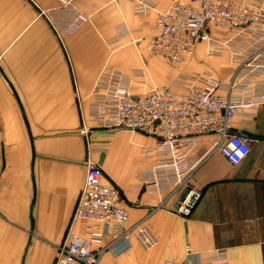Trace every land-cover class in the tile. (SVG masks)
Wrapping results in <instances>:
<instances>
[{
	"label": "crops",
	"instance_id": "obj_1",
	"mask_svg": "<svg viewBox=\"0 0 264 264\" xmlns=\"http://www.w3.org/2000/svg\"><path fill=\"white\" fill-rule=\"evenodd\" d=\"M71 1L86 18L60 35L43 15L59 0H0V264H53L69 228L88 235L90 223L71 221L87 160L100 167L104 181L119 188L120 204L128 208L126 225L139 222L153 237V244L144 247L134 234L128 245L106 234L102 245L112 243L99 264L184 258L185 264H200L196 253L215 250L225 251L228 264H264V101L231 122L230 131L241 133L250 146L239 162H229L214 149L212 135H196L195 143L179 147L177 154L191 171L183 188L146 184L159 158L149 150L153 135L129 129L106 136L80 132L96 126L89 104L101 74H126L131 95L193 76L180 73L209 74L194 75L198 84L226 82L235 68L229 53L208 55L201 42L176 65L150 55L146 43L156 12L171 0ZM139 3L146 5L143 13L134 11ZM121 21L132 33L111 49L107 41ZM219 59L231 65L222 75L213 67ZM98 143L103 147L96 148ZM190 188L200 197L183 216L175 208Z\"/></svg>",
	"mask_w": 264,
	"mask_h": 264
},
{
	"label": "built area",
	"instance_id": "obj_2",
	"mask_svg": "<svg viewBox=\"0 0 264 264\" xmlns=\"http://www.w3.org/2000/svg\"><path fill=\"white\" fill-rule=\"evenodd\" d=\"M59 1L58 6L44 10L43 15L57 33L68 34L86 17L71 0ZM145 6L139 3L134 11L143 13ZM153 29L146 43L150 55L176 65L202 42L208 55L229 53L235 63L231 77L226 82L209 79L198 84V77L194 75L209 74L180 73L193 76H182L179 83L153 85L141 95H131L125 84L127 75L117 70L107 71L98 77L89 104L96 126L82 127L80 132L106 136L115 129H129L153 135L154 146L149 150L159 158L146 184L161 189L183 188L191 171L185 157L177 151L183 144L195 143L194 136H214V149L231 163L239 162L249 152L248 139L241 133L231 132L230 127L236 115L250 114L264 101V0H171L156 12ZM214 30L223 34L216 36ZM131 33L132 29L121 21L114 26V36L107 43L114 49L121 38ZM135 74L144 75L138 71ZM220 89L225 93H219ZM96 145L101 148L104 143ZM2 163L0 143V168ZM199 197L198 190L188 189L176 211L189 215ZM120 200L119 188L104 181L100 167L87 160L71 221L80 219L90 223L88 235L69 228L56 248L53 264H99L112 241L119 239L128 245L131 234L144 247L151 246L153 237L145 226L139 222L126 225L128 208ZM106 234H111L113 240L102 245ZM186 252L187 258L191 254L189 246ZM196 255L200 264H228L223 250ZM184 262L185 258L171 259L163 264Z\"/></svg>",
	"mask_w": 264,
	"mask_h": 264
},
{
	"label": "rangeland",
	"instance_id": "obj_3",
	"mask_svg": "<svg viewBox=\"0 0 264 264\" xmlns=\"http://www.w3.org/2000/svg\"><path fill=\"white\" fill-rule=\"evenodd\" d=\"M213 67L219 75H222L230 70L231 65L227 62V60L219 59L215 62Z\"/></svg>",
	"mask_w": 264,
	"mask_h": 264
}]
</instances>
